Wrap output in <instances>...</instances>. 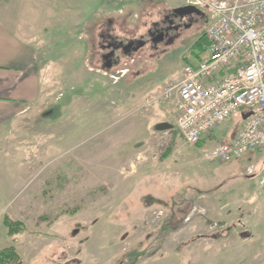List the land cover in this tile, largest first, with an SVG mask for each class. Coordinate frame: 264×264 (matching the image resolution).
<instances>
[{
	"label": "rangeland",
	"instance_id": "rangeland-1",
	"mask_svg": "<svg viewBox=\"0 0 264 264\" xmlns=\"http://www.w3.org/2000/svg\"><path fill=\"white\" fill-rule=\"evenodd\" d=\"M180 1L13 0L23 32L45 46L38 112L0 145V249L13 246L20 264H264V189L232 166L264 156L200 159L242 112L198 146L178 138L171 106L136 112L203 52L192 46L203 10L151 40ZM129 39V51L114 47ZM4 215L24 231L8 236Z\"/></svg>",
	"mask_w": 264,
	"mask_h": 264
},
{
	"label": "built area",
	"instance_id": "built-area-1",
	"mask_svg": "<svg viewBox=\"0 0 264 264\" xmlns=\"http://www.w3.org/2000/svg\"><path fill=\"white\" fill-rule=\"evenodd\" d=\"M207 12V48L185 62L175 82L164 81L157 93L136 109L171 106L178 138L198 145L233 113L244 111L234 137L200 150L205 162H228L249 150L264 156V0H184ZM167 104V105H166ZM253 172L252 166L247 173ZM264 189V171L258 179Z\"/></svg>",
	"mask_w": 264,
	"mask_h": 264
},
{
	"label": "crops",
	"instance_id": "crops-1",
	"mask_svg": "<svg viewBox=\"0 0 264 264\" xmlns=\"http://www.w3.org/2000/svg\"><path fill=\"white\" fill-rule=\"evenodd\" d=\"M12 2L13 0H0V145L5 135L24 128L28 124L27 121L36 116L38 112L36 104L40 101L41 96L40 56L38 49H44L45 46L40 40L27 36L23 32L17 16L12 14ZM84 3L85 0H79L78 5L82 6ZM180 3H182V0ZM144 6H147L145 2ZM171 7L173 6L170 5L166 9ZM174 9L172 8V10ZM78 12L80 10L69 20L81 21L83 17ZM146 16V19H149L152 15L146 14ZM105 21L111 20L107 18ZM240 112H242L244 119V111L240 110ZM241 123L234 129L231 128L228 133L222 134L218 142L232 139ZM208 135L214 137V132L203 136V140ZM214 143L215 141L212 140L209 143H203V146H208V144L213 145ZM250 151L257 152L256 150H249L247 152ZM237 164L240 165L239 169L243 174H246V169L252 166L253 172L242 176L248 179L258 177L256 182H258L260 175L264 171V157L259 161L253 159H249V161L242 160L232 166H237ZM236 177L229 179L232 182L237 181Z\"/></svg>",
	"mask_w": 264,
	"mask_h": 264
},
{
	"label": "flooded vegetation",
	"instance_id": "flooded-vegetation-1",
	"mask_svg": "<svg viewBox=\"0 0 264 264\" xmlns=\"http://www.w3.org/2000/svg\"><path fill=\"white\" fill-rule=\"evenodd\" d=\"M185 17H188L192 20L193 24L195 22V18H203L204 15L203 14H194V13H191V14H185L184 11H182V13H176L174 12L172 9L163 16V19L161 21V24H159L160 26L162 27H158L154 30H157L159 31L157 34H155V36L151 37V40L153 41H157V42H161L163 41L164 39V35L166 33H168L169 31H177L180 27V23L182 21V19H184ZM150 34H153V32H150ZM157 37L160 38V40H155L157 39ZM115 42L117 44H114V47H119L121 48V51L124 52V51H129L130 49H132L134 47V41L132 39H129L127 41H123V40H115ZM111 51H115L111 49ZM112 52V53H113ZM111 53V52H110ZM109 53V54H110ZM115 55V54H114Z\"/></svg>",
	"mask_w": 264,
	"mask_h": 264
},
{
	"label": "trees",
	"instance_id": "trees-1",
	"mask_svg": "<svg viewBox=\"0 0 264 264\" xmlns=\"http://www.w3.org/2000/svg\"><path fill=\"white\" fill-rule=\"evenodd\" d=\"M192 46L198 48L195 52V55L199 54L201 51H204L207 48V41L205 39L204 33L196 40L195 44ZM201 142H203V139L200 141L199 145L201 144ZM170 152V149H168L166 151V155H164V158H166L170 154ZM2 223L6 227V234L8 236H13L24 231V226L20 222H14L6 215H4L2 219ZM14 261H16L17 264L21 263V260L13 246L0 249V264H11Z\"/></svg>",
	"mask_w": 264,
	"mask_h": 264
},
{
	"label": "water",
	"instance_id": "water-1",
	"mask_svg": "<svg viewBox=\"0 0 264 264\" xmlns=\"http://www.w3.org/2000/svg\"><path fill=\"white\" fill-rule=\"evenodd\" d=\"M173 11L176 12V13H182V11H184L185 14H191V13L200 14L201 13L198 9H196V8H194L192 6H181L179 8H175ZM155 40H160V38L157 37V39H155ZM171 127H172V125L167 123V122L159 123L157 125V129H159V130L169 129Z\"/></svg>",
	"mask_w": 264,
	"mask_h": 264
}]
</instances>
